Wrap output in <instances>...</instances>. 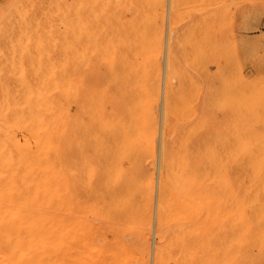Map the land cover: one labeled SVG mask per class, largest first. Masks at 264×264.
I'll list each match as a JSON object with an SVG mask.
<instances>
[{"label": "rangeland", "instance_id": "obj_1", "mask_svg": "<svg viewBox=\"0 0 264 264\" xmlns=\"http://www.w3.org/2000/svg\"><path fill=\"white\" fill-rule=\"evenodd\" d=\"M138 16L149 19L148 73L154 88L151 100L144 96L141 105L144 115L152 117L149 134L144 142L127 139L98 146L101 153L90 170L81 163L82 178L88 174L91 183L90 203L56 212L65 222L76 220L74 226L66 222L68 233L52 244H58L57 263L238 264L242 258L233 250L231 233L234 176L264 161V0H0V89L22 88L16 93L25 102L43 75L57 73L60 64L69 66L84 53L89 35L129 26ZM3 69L19 80L8 83L14 77L5 79ZM19 81L34 94L23 93ZM22 104L19 110L0 109V139L23 142L32 162L38 135L50 139L63 132L54 111H33ZM78 115V127L88 129V114ZM105 124L111 129L101 127L103 136L117 129L135 131L128 121ZM50 142L47 147L63 158L81 159L92 151L86 143ZM181 167L184 178L189 174L200 183L188 189L189 201L208 199L190 210L195 220L186 218L190 236L183 246L172 230L184 220L175 215L184 191L173 185L183 179ZM174 169L178 175L173 176ZM33 174L30 167V195ZM76 186L72 182L66 188ZM9 200L16 204L14 192ZM10 209L14 219L16 205ZM198 213L202 219L195 218ZM200 220L207 230L195 229Z\"/></svg>", "mask_w": 264, "mask_h": 264}, {"label": "bare ground", "instance_id": "obj_2", "mask_svg": "<svg viewBox=\"0 0 264 264\" xmlns=\"http://www.w3.org/2000/svg\"><path fill=\"white\" fill-rule=\"evenodd\" d=\"M148 24V17L138 16L129 22V26H121V29L113 32H110L107 27V31H109L100 36L89 35L84 53L76 55L77 58L72 59L69 66L60 64L57 73L43 75L40 79V86L37 84L39 86L37 91L34 89V95L30 93L31 90H27L29 87L25 88L23 82L20 83L21 80L18 82V86L26 89L23 88L25 90L23 93L28 91L33 95L25 102V96L22 100L20 99L21 96L18 97L19 95L16 93L18 89L16 91L7 89L4 92L2 88L0 89V109L19 110V103L26 104L27 102L33 111H54L57 118L55 122L61 126L60 131L63 132V134L58 133L59 136L56 138L51 135L50 139L45 138V135H38L39 140L33 152L32 162L29 161L27 145L25 146L23 142L0 139V264H59L57 262L61 259L57 253L58 249L55 248L58 244H52H54L55 239L61 240L60 238H63L65 232L68 233L66 222L70 226H74L76 220L71 218L65 222V219L56 212L60 209L73 211L90 203L91 183L88 174L82 178L81 163L84 164L83 167L86 170H90V163L96 158V155L101 153V149H96L98 146L114 144L109 142L127 139H137L136 142H144L142 138L147 137L145 134H149L152 117L150 114L144 115L141 109V105L144 104L142 103L144 96L150 101L154 88L151 90L150 74L148 73L151 59ZM172 45L170 46L171 49ZM173 51L175 52V50ZM179 64L181 63L179 62ZM6 73L8 72L2 73L5 79L6 77L10 78V73L9 76ZM16 77L18 78L8 79V83L10 80L12 82L13 79L14 83L19 80V75ZM22 80L25 81L23 77ZM81 112L89 116L88 129L85 126L84 128L78 127L80 125L76 119L79 117L78 113ZM35 116L39 117L37 114ZM107 120L108 123L128 121L135 127V131L132 133L117 129L107 131L109 136H103L104 132L99 131L101 127L104 126L105 131L111 129L106 127ZM65 123L75 125L74 127H67L63 125ZM181 124L184 127V124ZM169 127L168 130H170ZM132 136H136V138ZM53 139L59 141L58 144L60 142L86 143L87 146H91L92 151L89 149L91 153L89 154L87 151V155L81 159L74 155L63 158L54 153L53 147H47L51 143L50 140ZM253 164L250 167L252 169L255 167L256 170H249V168L239 170L234 176V182L232 181L234 193L233 204H231L233 205L231 233L232 238H234L233 250L242 258L238 264H264V161H255ZM30 167H33L34 171L31 195L28 185ZM118 171L121 173L122 169ZM181 171L183 179L173 182V185L176 188L181 186L184 191V196H182L179 205L175 207V215L181 214L184 216V220L176 221L172 230L174 231L173 235H177L175 242L183 246L185 239L190 236L186 232L185 222L187 220L192 221L190 219L193 217L190 216L193 214L190 215V210L196 208L200 202H192V206L191 201H189L191 197L187 195L188 189L196 185L198 180H193L194 178L189 174H186L184 178L186 171L182 167ZM175 175H178V169H174L173 176ZM72 182L77 186L66 188V185H70ZM36 183H39V186ZM198 184L200 186V183ZM199 186L196 187L199 189ZM194 191L197 190L194 188ZM13 192L16 194L15 205L17 208V211H14L16 212L14 219L11 218L10 213L15 210V207L12 210L10 207L15 205H11L9 200ZM198 198V196L197 199L195 197V201ZM203 198L205 199V196ZM206 200L208 201L207 197L205 200H201L200 204L203 205V201ZM201 207L205 208L204 206ZM52 210V214H47ZM202 210L204 212V209ZM205 211L206 213H204L207 214L208 210ZM199 214H195V218H198ZM205 214H201L204 219L205 217L208 218ZM201 216L199 215L200 219H202ZM186 218L188 219L186 220ZM203 220H200L201 223L196 221L198 222L196 230L203 228ZM199 223L202 225L200 226ZM206 226L204 227L206 228Z\"/></svg>", "mask_w": 264, "mask_h": 264}]
</instances>
